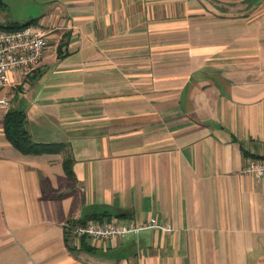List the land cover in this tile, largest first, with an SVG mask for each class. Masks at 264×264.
<instances>
[{
  "label": "crops",
  "instance_id": "obj_1",
  "mask_svg": "<svg viewBox=\"0 0 264 264\" xmlns=\"http://www.w3.org/2000/svg\"><path fill=\"white\" fill-rule=\"evenodd\" d=\"M26 23L49 49L0 109V264H264V0H0ZM22 109L64 148L17 149ZM101 215L174 231L68 238Z\"/></svg>",
  "mask_w": 264,
  "mask_h": 264
},
{
  "label": "built area",
  "instance_id": "obj_2",
  "mask_svg": "<svg viewBox=\"0 0 264 264\" xmlns=\"http://www.w3.org/2000/svg\"><path fill=\"white\" fill-rule=\"evenodd\" d=\"M49 49V39L45 33L28 26L21 29L7 30L0 28V109L9 110L10 100L7 96L12 84V77L18 72L30 75L45 58ZM245 171L253 174L259 181H264V162L251 161ZM146 229L173 232L171 224H161L153 218L142 225H121L117 219L79 221L67 226L70 240L90 238L104 242L121 239L130 234L138 235Z\"/></svg>",
  "mask_w": 264,
  "mask_h": 264
},
{
  "label": "trees",
  "instance_id": "obj_3",
  "mask_svg": "<svg viewBox=\"0 0 264 264\" xmlns=\"http://www.w3.org/2000/svg\"><path fill=\"white\" fill-rule=\"evenodd\" d=\"M31 23H26L21 26L9 27L7 30H15L21 29L24 27L31 26ZM27 124V115L22 110H11L7 113L4 119V131L7 139L22 153L24 154H40V153H48L53 150L60 151L64 148L63 144H41L35 143L29 131L26 127ZM73 161L71 158L65 159V168L68 176L73 177V169H72ZM108 216L101 215L96 219L103 220ZM92 220V219H90ZM88 221V220H83Z\"/></svg>",
  "mask_w": 264,
  "mask_h": 264
},
{
  "label": "rangeland",
  "instance_id": "obj_4",
  "mask_svg": "<svg viewBox=\"0 0 264 264\" xmlns=\"http://www.w3.org/2000/svg\"><path fill=\"white\" fill-rule=\"evenodd\" d=\"M13 11H17V9L14 8ZM37 11H38V10H36V8L31 7V8H29V9L25 10V13H26L27 15H30V13H36ZM7 96H8V95H7Z\"/></svg>",
  "mask_w": 264,
  "mask_h": 264
}]
</instances>
